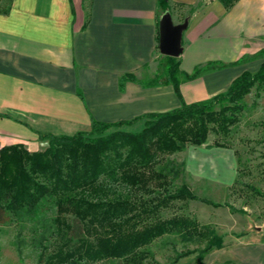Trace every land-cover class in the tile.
<instances>
[{
  "label": "crops",
  "instance_id": "0c3cea01",
  "mask_svg": "<svg viewBox=\"0 0 264 264\" xmlns=\"http://www.w3.org/2000/svg\"><path fill=\"white\" fill-rule=\"evenodd\" d=\"M167 1L175 24L188 21L177 58L180 98L166 78L148 85L165 71L158 0H13L0 14V149L37 152L47 142L40 134L73 136L91 131L93 121L131 122L205 101L261 69L264 0H239L231 9L218 0ZM199 148L190 159L194 175L233 187L235 154ZM247 237L230 254L239 264H264V238Z\"/></svg>",
  "mask_w": 264,
  "mask_h": 264
},
{
  "label": "trees",
  "instance_id": "16d2710c",
  "mask_svg": "<svg viewBox=\"0 0 264 264\" xmlns=\"http://www.w3.org/2000/svg\"><path fill=\"white\" fill-rule=\"evenodd\" d=\"M3 1L0 14H8L13 0L4 8ZM158 1L161 11L170 10L167 0ZM218 1L231 9L239 0ZM161 57L165 71L148 85L166 78L180 98V60ZM254 88L264 95V64L205 101L131 122L93 121L91 131L73 136L40 134L49 142L43 152L0 149V227L16 226L19 243L39 252V264H146L152 246L166 237L194 246L177 253L174 263L192 255L203 260L223 248V237L188 215L163 213L182 202L218 205L199 199L187 184L176 186L181 170L169 159L190 147L232 150L222 141L240 124ZM141 120V131L118 129ZM211 134L217 136L213 144ZM234 154L236 185L243 170Z\"/></svg>",
  "mask_w": 264,
  "mask_h": 264
},
{
  "label": "rangeland",
  "instance_id": "374dc122",
  "mask_svg": "<svg viewBox=\"0 0 264 264\" xmlns=\"http://www.w3.org/2000/svg\"><path fill=\"white\" fill-rule=\"evenodd\" d=\"M8 3L9 0H4L2 7H6ZM166 13L171 14V10L161 11V16ZM159 62L163 72L166 62L163 59H159ZM257 92L254 88L246 97L247 109L240 124L233 129L228 140L222 141L231 146V153L236 151L241 158L243 172L236 185L225 186L194 175L196 170L192 168L194 164H191L190 159H196L201 152L200 148L190 147L169 159L181 170L174 180L176 186L187 184L199 199H206L219 207L200 201L188 204L182 202L175 208L165 210L164 218L177 214L188 215L200 225L208 226L222 236L223 248L213 251L203 260L192 255L174 263L177 253L191 250L194 246L178 238L166 237L152 246L153 258L148 259L146 264H239L230 254L233 248L238 247L239 243H242L240 246L246 243L249 234L264 238V95L263 91H259V94L262 93L259 98ZM142 128L143 126L138 127L136 131H141ZM216 140L217 136L211 134L209 144ZM48 145L47 141L44 149L37 152H43ZM235 159L237 162L236 157ZM17 233L16 226L0 227V264H39V252L29 243L20 244Z\"/></svg>",
  "mask_w": 264,
  "mask_h": 264
},
{
  "label": "water",
  "instance_id": "95a60500",
  "mask_svg": "<svg viewBox=\"0 0 264 264\" xmlns=\"http://www.w3.org/2000/svg\"><path fill=\"white\" fill-rule=\"evenodd\" d=\"M188 28V21L175 24L170 13L163 15L159 25V52L171 58H179L183 54V33Z\"/></svg>",
  "mask_w": 264,
  "mask_h": 264
}]
</instances>
